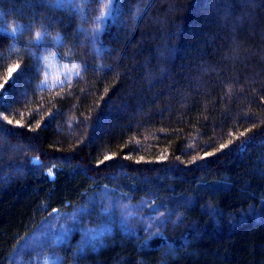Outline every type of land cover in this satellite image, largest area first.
<instances>
[{
  "label": "trees",
  "instance_id": "obj_1",
  "mask_svg": "<svg viewBox=\"0 0 264 264\" xmlns=\"http://www.w3.org/2000/svg\"><path fill=\"white\" fill-rule=\"evenodd\" d=\"M107 2L0 0V264H264V0Z\"/></svg>",
  "mask_w": 264,
  "mask_h": 264
},
{
  "label": "snow or ice",
  "instance_id": "obj_2",
  "mask_svg": "<svg viewBox=\"0 0 264 264\" xmlns=\"http://www.w3.org/2000/svg\"><path fill=\"white\" fill-rule=\"evenodd\" d=\"M106 9L107 11L101 12L100 15L97 17V24L95 26V28L93 29L94 33H102L104 31V29L100 26L101 24H105L106 25V21L112 16L113 11L115 10V0H108L107 4H106ZM5 32H8L9 29L5 28L4 29ZM11 33L14 35L16 29L12 28L10 29ZM37 37L38 38H42L41 33H37ZM75 67V66H74ZM18 70V66L17 67H10L8 69V78L10 80H12L13 84L15 83V80L12 78V73L16 72ZM7 82V81H5ZM3 85H0V88H2ZM0 95H2V93H0ZM4 119L8 120L9 123H11L12 121L8 118V117H4ZM17 126H22L20 121L16 122ZM225 145L221 144L220 148H224ZM207 155H212V153H205V156ZM49 176L51 177V172H49Z\"/></svg>",
  "mask_w": 264,
  "mask_h": 264
},
{
  "label": "rangeland",
  "instance_id": "obj_3",
  "mask_svg": "<svg viewBox=\"0 0 264 264\" xmlns=\"http://www.w3.org/2000/svg\"><path fill=\"white\" fill-rule=\"evenodd\" d=\"M43 229L44 230H42L43 231L42 236L39 237L37 234L38 231H36L34 233V235H31L27 240L25 239L26 241L23 245L24 248H25V246L26 247H34L36 244H38L40 238H42V240L44 241L47 239V237H50V235L53 234V232H54V226H53V224H51L49 222H47L45 224V226H43ZM43 243H45V242H43Z\"/></svg>",
  "mask_w": 264,
  "mask_h": 264
}]
</instances>
